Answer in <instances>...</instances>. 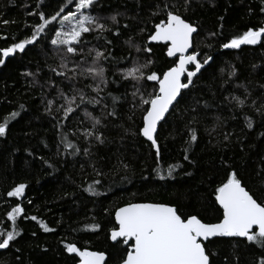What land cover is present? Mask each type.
<instances>
[{"label":"trees","instance_id":"trees-1","mask_svg":"<svg viewBox=\"0 0 264 264\" xmlns=\"http://www.w3.org/2000/svg\"><path fill=\"white\" fill-rule=\"evenodd\" d=\"M178 2L184 11V0ZM165 3L177 0H96L93 14L111 30L99 39L97 33L85 34L89 42L83 46V55L90 64L95 52L88 55L89 49L110 53L102 61L109 83L101 85L99 95L94 91L98 81L91 76L70 82L56 75L53 69H63L56 46L50 43L54 34L48 30L24 52L0 65V123L9 125L0 136V231L11 229L13 222L7 213L12 207L19 203L25 210L15 222L20 235L7 250L0 249V264H78V257L66 250L68 243L103 251L106 264H119L129 245L110 238L111 230L117 228L114 214L118 208L136 202L166 203L206 223H216L223 210L215 190L233 170L258 201L264 200V39L238 49L221 47L248 28L264 26V0H190L185 18L199 28L194 46L201 60L209 54L214 62L193 78L194 85L182 93L175 111L159 128L157 156L151 143L138 134L146 106L132 95L136 82L124 79L121 70L131 67L134 60L153 61L146 70L149 74L175 65L176 59L167 56V45L147 41L154 25L164 19L158 7ZM61 6L65 7L63 14L74 8L68 0H0V48L30 38L32 26L41 22L33 13L43 10L51 15ZM113 15L117 24L110 19ZM129 37L142 48L151 47L152 53L136 52L126 43ZM142 83L146 94L158 90L155 81ZM71 87L101 103L86 100L76 115L59 123L62 113L55 109L64 103L59 93L71 94ZM113 96L120 99L115 115H109ZM233 97L244 100L243 107ZM50 100L55 101L52 115L45 111ZM85 110L101 119L97 130L103 133V143L85 138L83 130L92 124ZM249 117L252 128L247 127ZM190 129L196 130L195 142H190ZM64 136L80 151L66 150ZM169 166H173L171 176ZM97 171L104 175L98 176ZM125 176L127 180L122 179ZM94 180L101 183L90 193L87 187ZM20 183L27 185L24 195L8 196ZM41 222L54 231H45ZM92 223L100 228L87 227ZM206 248L214 264H258L264 256V249L246 238L216 237L206 242Z\"/></svg>","mask_w":264,"mask_h":264},{"label":"snow or ice","instance_id":"snow-or-ice-1","mask_svg":"<svg viewBox=\"0 0 264 264\" xmlns=\"http://www.w3.org/2000/svg\"><path fill=\"white\" fill-rule=\"evenodd\" d=\"M69 5L74 8L65 13V7L61 6L54 14L46 15L43 10H39L34 15H38L41 21L32 26L30 38H24L19 42H13L8 47L0 48V65H4L6 58L15 55L17 52H24L27 45L34 44L41 38L46 30L52 32L51 45L56 46L55 53L59 56L63 71H53L57 76L74 82L78 77L91 76L95 84L94 91L99 95L103 91V86L109 83L105 72L106 69L102 61H107L109 55L99 49H89L88 55L95 52V56L89 64L87 57L83 55V46L89 41L85 34L97 33L96 38L105 31H110L108 25L102 22V18L94 15L96 0H68ZM190 0H184V11L180 10L177 3H165L162 8L158 7L159 12L164 13V19L154 25L153 31L147 36L148 42H165L167 46V55L175 57L179 54L178 63L167 71L157 73L155 71H146L153 61L146 60L140 63L133 61V65L127 69H122L123 78H131L136 82L133 97L139 96V103L145 105L142 114V126L138 134L151 143L159 156L161 145L159 141L158 129L166 122L168 115L175 111V105L179 103L178 97H181L182 90L189 89L194 85V77L210 62H214V56L202 54L194 46V40L199 35L197 26L185 18V13L189 7ZM264 11V9H262ZM156 13H154L155 15ZM113 24H117L115 15L110 17ZM223 19V18H221ZM58 21V28L56 23ZM7 24L8 21H3ZM51 25V28L49 26ZM127 27V25H125ZM145 31L141 29V32ZM119 35V29H116ZM195 34V36H194ZM215 37L217 33H209ZM264 39V26L257 29L248 28L242 35H235L223 43V49H238L241 45H256ZM108 43H111L109 41ZM126 43L136 50L143 51L145 54H151V47H141L135 43L133 37H129ZM211 47V45H209ZM191 49V52L189 50ZM77 56L79 59L73 60ZM69 64L72 67H69ZM87 65V66H85ZM192 65L193 70H189ZM27 75L32 76L29 72ZM144 81H155L158 84V90L153 89L151 93L142 91ZM186 81V82H185ZM69 93L60 91L59 95L64 103L59 104L55 109L57 113H62L59 123H64L72 116L76 115L77 110L87 100L90 104H100L101 100L96 97H87L82 89L71 87ZM145 94L147 98H145ZM111 95V93H109ZM120 99L113 96V111L109 115H115V103ZM238 105L243 107L245 101L239 97H233ZM55 101H48L45 111L53 114L52 105ZM207 103V102H205ZM23 107V106H21ZM107 107V105H105ZM137 105H133L135 109ZM195 111V109H193ZM260 111V109H257ZM134 114V112H133ZM13 115H16L13 113ZM85 115L92 121L91 127L84 129L85 138L94 137L96 141L103 143V133H98L97 126L102 124L98 117L92 116L85 110ZM195 119V118H193ZM248 120L247 127L252 128L251 118ZM8 122L0 123V136H4L8 130ZM190 142L197 140L195 129H190ZM225 139H228L225 136ZM65 149H74L73 154L80 151L74 143L62 138ZM87 154V149L84 150ZM187 152V149L185 150ZM187 160L188 156L185 155ZM127 168V165L123 166ZM95 170V169H94ZM173 166H169L168 175H172ZM98 176H103L102 172L97 171ZM122 179L127 180L125 176ZM100 180H94L88 185L87 191L96 192V185ZM27 185L20 183L7 193L10 197H22ZM215 199L222 208V219L217 223H206L197 215L180 212L176 206L166 203H128L120 207L115 218L118 221V228L111 231V239L117 241L123 238V243L129 245L126 257L121 264H214L211 260V250L206 248V242L212 237H245L248 242L255 243L261 249H264V200H259L251 193L239 178L238 172L233 170L225 183H222L215 190ZM31 203V201H29ZM24 208L18 203L7 213V217L13 222L10 230L0 231V249L7 250L15 242L20 231L16 227V219L19 214L24 213ZM32 220L37 217L32 216ZM45 231H54L41 222ZM91 229H99L98 223L87 225ZM66 250L69 253H76L80 257V264H105L106 253L103 251H91L88 247H78L76 243L66 244ZM258 264H264V256L258 260Z\"/></svg>","mask_w":264,"mask_h":264},{"label":"water","instance_id":"water-1","mask_svg":"<svg viewBox=\"0 0 264 264\" xmlns=\"http://www.w3.org/2000/svg\"><path fill=\"white\" fill-rule=\"evenodd\" d=\"M198 28V27H197ZM198 31H199V28H198ZM194 36H195V34H194ZM150 44H165V42H149ZM166 45V44H165ZM246 45V44H245ZM168 46V45H167ZM241 46H243V45H241ZM189 52H191V49L189 50ZM168 56V55H167ZM169 57V56H168ZM170 59H176V63H178V59H179V54H177L175 57H169ZM198 58H200V57H198ZM175 63V64H176ZM175 66V65H174ZM173 66V67H174ZM192 67H194V66H192V65H190L189 66V70H192ZM205 67H207V65L205 66ZM204 67V68H205ZM203 68V69H204ZM202 69V70H203ZM201 70V71H202ZM186 82V81H185ZM190 88V87H189ZM187 89H185V90H182V93L184 92V91H186ZM180 99V97H178V100ZM159 130V129H158ZM146 139V138H145ZM136 203H143V202H136ZM150 203H153V202H150ZM125 206V205H124ZM123 207V206H122ZM221 207V206H220ZM119 209V208H118ZM117 209V210H118ZM116 210V211H117ZM116 213V212H115ZM114 218H115V214H114ZM115 222H116V224H117V228H118V221L116 220V218H115ZM217 223V222H216ZM112 231V230H111ZM218 237H226V236H218ZM110 238H111V232H110ZM214 238H216V237H212V238H210V240L211 239H214ZM226 238H229V237H226ZM236 238H245V237H236ZM120 239H123V238H118L117 239V241L118 240H120ZM111 241L112 242H117V241H113L112 239H111ZM89 250H91V249H89ZM91 251H96V250H91ZM70 254H72V255H75V256H77L78 257V259H79V262H78V264H80V257L78 256V254H76V253H70ZM106 261H107V254H106V259H105V264H106ZM119 264H121V263H119Z\"/></svg>","mask_w":264,"mask_h":264}]
</instances>
